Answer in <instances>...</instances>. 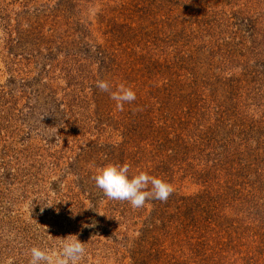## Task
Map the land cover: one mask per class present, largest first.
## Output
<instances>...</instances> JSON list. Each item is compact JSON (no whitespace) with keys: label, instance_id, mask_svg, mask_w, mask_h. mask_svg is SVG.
Masks as SVG:
<instances>
[{"label":"rangeland","instance_id":"1","mask_svg":"<svg viewBox=\"0 0 264 264\" xmlns=\"http://www.w3.org/2000/svg\"><path fill=\"white\" fill-rule=\"evenodd\" d=\"M110 163L175 190L110 200ZM69 235L80 264H264V0H0V264Z\"/></svg>","mask_w":264,"mask_h":264},{"label":"clouds","instance_id":"2","mask_svg":"<svg viewBox=\"0 0 264 264\" xmlns=\"http://www.w3.org/2000/svg\"><path fill=\"white\" fill-rule=\"evenodd\" d=\"M96 87L108 92L120 110H123L125 103H132L136 99L134 90L124 84H120L113 91L107 80H98ZM129 171L128 164L110 163L100 168L93 179L108 199L127 201L133 209L143 207L147 200L167 202L168 197L175 190L169 182L146 172L141 171L130 176ZM85 255V243H82L76 235H69L61 238L58 251L33 246L30 249L28 264H80Z\"/></svg>","mask_w":264,"mask_h":264}]
</instances>
